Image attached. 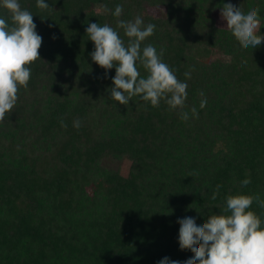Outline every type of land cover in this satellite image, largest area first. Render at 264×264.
Here are the masks:
<instances>
[{
  "label": "trees",
  "instance_id": "16d2710c",
  "mask_svg": "<svg viewBox=\"0 0 264 264\" xmlns=\"http://www.w3.org/2000/svg\"><path fill=\"white\" fill-rule=\"evenodd\" d=\"M45 2L48 9L19 0L42 45L27 88L0 122V264L183 262L194 254L179 247L178 219L199 226L222 212L228 194L259 196L250 210L264 221V41L242 48L217 17L227 3L258 8L264 35V0ZM137 16L156 25L141 47L163 48L188 85L183 109L110 97L115 67L92 60L86 28L107 23L127 43L117 21ZM0 18L11 24L3 7Z\"/></svg>",
  "mask_w": 264,
  "mask_h": 264
},
{
  "label": "clouds",
  "instance_id": "9594fccd",
  "mask_svg": "<svg viewBox=\"0 0 264 264\" xmlns=\"http://www.w3.org/2000/svg\"><path fill=\"white\" fill-rule=\"evenodd\" d=\"M0 7L11 14V24L5 18H0L2 122L6 113L16 105L19 88L28 86L31 78L29 65L41 58L39 49L42 37L36 31L32 13L22 9L19 0H0ZM37 7L48 9L49 4L45 0H37ZM122 11V6L117 5L113 15L119 17ZM220 15L242 48L255 49L264 41V35L258 34L261 25L258 8L244 13L240 7L227 3L223 5ZM117 28L124 30L127 43L107 23L102 26L91 23L86 28L95 46L90 53L92 60L106 70L115 67L110 97L121 105H128L132 97L139 96L143 101H150L153 107H158L163 99L171 109H183L188 85L180 81L163 61L164 49L161 48L158 53L152 44L141 47L142 42L154 34L156 25L149 23L144 26L142 18L137 16L133 21L118 20ZM137 62L148 73L146 77L140 75ZM184 76L190 79L191 72H185ZM200 94L203 96L202 92ZM206 103V100H201L200 107H205ZM191 112L198 116L195 107ZM180 117L184 121L189 119L187 112H181ZM60 123L62 127H67L63 120ZM80 126V120L73 121V127L79 129ZM250 182V179H245L242 185L247 186ZM219 188L217 185L213 200ZM254 200L259 201V196L228 194L222 212L211 214L199 226L194 217L178 219L179 247L190 250L194 255L183 262L164 257L158 264H264V221L250 210ZM260 206L264 207V201H260Z\"/></svg>",
  "mask_w": 264,
  "mask_h": 264
},
{
  "label": "rangeland",
  "instance_id": "374dc122",
  "mask_svg": "<svg viewBox=\"0 0 264 264\" xmlns=\"http://www.w3.org/2000/svg\"><path fill=\"white\" fill-rule=\"evenodd\" d=\"M151 10V12L152 13H154V14H161L162 13V9H156V8H151L150 9ZM220 13L221 12H218L217 13V17H218V20H219V22L221 23V24H223V25H226L225 23V21H223L222 19H221V15H220ZM121 163H119V162H115L113 165L115 166V167H117V165H120Z\"/></svg>",
  "mask_w": 264,
  "mask_h": 264
}]
</instances>
